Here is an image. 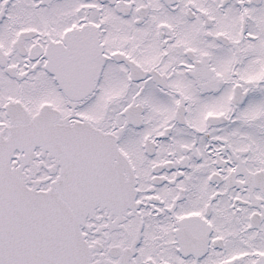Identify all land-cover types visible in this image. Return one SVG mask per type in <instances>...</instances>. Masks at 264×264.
<instances>
[{
	"label": "snow or ice",
	"instance_id": "6c2138e0",
	"mask_svg": "<svg viewBox=\"0 0 264 264\" xmlns=\"http://www.w3.org/2000/svg\"><path fill=\"white\" fill-rule=\"evenodd\" d=\"M0 264H264V0H0Z\"/></svg>",
	"mask_w": 264,
	"mask_h": 264
}]
</instances>
